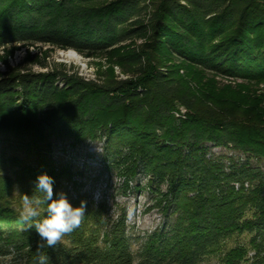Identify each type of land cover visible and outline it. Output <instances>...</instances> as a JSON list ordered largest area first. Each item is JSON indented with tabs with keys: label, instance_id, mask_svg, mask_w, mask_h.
Here are the masks:
<instances>
[{
	"label": "trees",
	"instance_id": "trees-1",
	"mask_svg": "<svg viewBox=\"0 0 264 264\" xmlns=\"http://www.w3.org/2000/svg\"><path fill=\"white\" fill-rule=\"evenodd\" d=\"M39 43L109 66L88 80L24 64L47 67L48 55L29 52L17 67L4 56L0 264H35L46 243L15 205L40 195L41 174L54 179V199L87 202L80 227L40 249L50 264H203L214 255L247 264L250 248V264H264V104L245 84L219 86L207 75L264 82V0H0V48ZM93 142L103 143L105 171L124 193L136 183L167 215L138 250L126 215L113 221L106 202L72 192L80 172L55 157L59 143ZM209 143L245 157L212 155ZM237 234L250 236L249 246L223 251Z\"/></svg>",
	"mask_w": 264,
	"mask_h": 264
},
{
	"label": "rangeland",
	"instance_id": "rangeland-1",
	"mask_svg": "<svg viewBox=\"0 0 264 264\" xmlns=\"http://www.w3.org/2000/svg\"><path fill=\"white\" fill-rule=\"evenodd\" d=\"M72 50L75 49H61L42 43L37 45H20L18 49L11 54H6L5 48H0V71H5L7 69V65L3 59L4 56L7 58V62L10 66L17 67L25 61V57L29 52L33 55L37 54L41 58L48 55L46 57V60L49 63L47 67H43L39 64L32 65L27 61L24 63L27 67L32 66L35 71H47L58 65L59 68H65L70 73L78 72V74L85 79L95 80L98 79L99 70L101 68L105 69L109 66L107 58L96 56L89 57L79 53L77 50L75 51L80 55L79 60L68 57L67 53ZM115 72L120 78L126 77L118 66H115ZM181 72L182 74H187V70L185 69ZM207 75L215 77L219 86L232 85L235 87L239 84H245V87L243 88H245L246 94L254 97L258 96L261 98V103L264 104V82H249L225 75H215L211 72H208ZM183 114H185V109L182 108V115ZM208 146L211 149L212 155L226 152L242 159L245 157L243 154L217 147L212 143H209ZM102 149V142H93L78 148L69 146L64 147L59 143L55 147V157L62 162H70L74 165V170L80 172L74 177L77 186L72 192H77V189H79L80 193H87L89 198L94 200L96 204L106 202L107 215L113 221L117 220L122 214L126 215L128 231L134 241V249L138 250L143 241L142 238L156 228L162 227L167 215L164 214L159 207H154L156 202L154 195L149 191L136 189V183H132L131 187L127 190V193H124L121 180L115 175L105 171ZM139 178L141 179L142 184L147 181V179H144L143 177ZM70 185L73 184L71 183ZM16 191L18 192V189ZM15 205L21 210L22 203L15 201ZM140 237L142 238L140 239ZM249 241L250 236L247 234L234 235L226 242L223 251L235 247L238 243L249 246ZM249 250V261L247 264L252 263L255 259L254 250L251 248ZM218 263L219 257L214 255L203 264Z\"/></svg>",
	"mask_w": 264,
	"mask_h": 264
},
{
	"label": "clouds",
	"instance_id": "clouds-1",
	"mask_svg": "<svg viewBox=\"0 0 264 264\" xmlns=\"http://www.w3.org/2000/svg\"><path fill=\"white\" fill-rule=\"evenodd\" d=\"M53 185L54 179L51 176L41 174L35 189L40 195L22 196L20 222L29 228L34 225L41 240L46 242L38 245L35 264H50L49 256L40 249L45 245L55 249L65 236L80 227L86 214V201L73 207L63 193L54 199Z\"/></svg>",
	"mask_w": 264,
	"mask_h": 264
},
{
	"label": "bare ground",
	"instance_id": "bare-ground-1",
	"mask_svg": "<svg viewBox=\"0 0 264 264\" xmlns=\"http://www.w3.org/2000/svg\"><path fill=\"white\" fill-rule=\"evenodd\" d=\"M67 56L71 57V58H74V59H77V60L80 59V55L75 50H72V51L68 52Z\"/></svg>",
	"mask_w": 264,
	"mask_h": 264
}]
</instances>
